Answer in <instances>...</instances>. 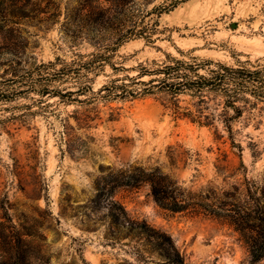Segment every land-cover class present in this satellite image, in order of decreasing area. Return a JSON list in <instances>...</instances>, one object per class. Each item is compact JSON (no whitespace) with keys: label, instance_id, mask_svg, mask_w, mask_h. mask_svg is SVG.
Returning <instances> with one entry per match:
<instances>
[{"label":"rangeland","instance_id":"374dc122","mask_svg":"<svg viewBox=\"0 0 264 264\" xmlns=\"http://www.w3.org/2000/svg\"><path fill=\"white\" fill-rule=\"evenodd\" d=\"M20 2L17 16L7 17L13 23L0 16V79L11 70V52L25 65L91 53L87 42L70 47V32L62 25L68 22L71 31L75 28L81 19L79 4H109ZM120 4H135L147 12L169 2ZM146 20L159 23L155 42L136 39L123 44L112 61L117 70L105 66L94 78L93 92L110 81L137 77L140 66L154 67L153 62L162 63L166 54L181 58L178 51L185 58L230 66L245 61L264 65V0H188ZM49 103L43 112L34 107L38 113L22 125L0 127V264H145L137 262L135 253L144 250L142 240L127 230L126 222L123 226V220L122 225L111 224L112 202L122 206L130 221L145 220L169 234L185 264H264V259L251 261L249 233L244 236L233 225L231 206H253L255 198L264 204V109L233 123L239 151L231 148L220 122L208 128L174 120L159 97L98 99L90 104L54 98ZM3 116L11 112H0ZM136 168L168 174L204 204L219 197L227 204L228 217L216 218L209 211H166L154 202L146 183L137 189L114 187L118 174ZM143 253L146 264L160 261L155 254Z\"/></svg>","mask_w":264,"mask_h":264},{"label":"trees","instance_id":"16d2710c","mask_svg":"<svg viewBox=\"0 0 264 264\" xmlns=\"http://www.w3.org/2000/svg\"><path fill=\"white\" fill-rule=\"evenodd\" d=\"M105 1L108 6L79 4L81 19L72 31L70 23L62 25L70 32V36L66 34L70 47L87 42L93 48L91 53H76L70 61L57 57L54 61L26 65L21 56L10 53L11 70L0 79V112H11V116L0 117V127L26 123L38 113L32 110L34 107L43 112L54 98L65 104H90L98 99L124 101L152 96L160 98V104L174 120H189L208 128L220 122L231 148L241 151V144L234 137L233 123L246 113L264 109V65L245 61L230 66L197 56L185 58L183 52L178 51L181 58L166 54L162 63L153 62L154 67L140 66L137 77L125 76L110 81L98 92H93L94 78L105 66L117 70L112 61L123 44L136 39H143L147 44L155 42L159 23L146 18L160 17L188 0H168L169 4L154 6L147 12L135 4H120L121 0ZM19 3L20 0H0V16L7 23H13L7 17L17 16L22 8ZM144 77L149 79L143 80ZM17 110L21 112L16 114ZM112 183L114 187L132 189L148 184L154 202L171 213L198 210L209 211L208 214L216 218L228 217L227 204L219 197L214 196V203L210 205L204 204L202 199L194 200L195 197L185 193L176 180L158 169L146 172L136 168L118 174ZM262 198L264 202V195ZM259 201L253 199V206L231 205L236 215L233 225L244 236L249 233L246 239L252 262L264 259V204L260 205ZM109 218L113 226L122 225L123 220V226L126 224L127 230L142 240L145 248L135 252L137 262L146 264L148 258L143 253L146 252L150 256L155 254L160 260L158 264H185L183 254L166 232L150 226L145 220L130 221L116 202L111 203Z\"/></svg>","mask_w":264,"mask_h":264}]
</instances>
